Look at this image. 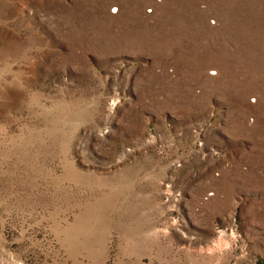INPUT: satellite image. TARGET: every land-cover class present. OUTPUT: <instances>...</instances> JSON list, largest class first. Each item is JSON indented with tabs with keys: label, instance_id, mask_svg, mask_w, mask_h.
Returning a JSON list of instances; mask_svg holds the SVG:
<instances>
[{
	"label": "rangeland",
	"instance_id": "374dc122",
	"mask_svg": "<svg viewBox=\"0 0 264 264\" xmlns=\"http://www.w3.org/2000/svg\"><path fill=\"white\" fill-rule=\"evenodd\" d=\"M0 264H264V0H0Z\"/></svg>",
	"mask_w": 264,
	"mask_h": 264
}]
</instances>
